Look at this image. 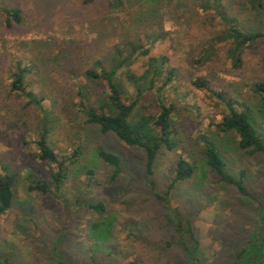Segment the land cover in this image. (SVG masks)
<instances>
[{"label": "rangeland", "instance_id": "obj_1", "mask_svg": "<svg viewBox=\"0 0 264 264\" xmlns=\"http://www.w3.org/2000/svg\"><path fill=\"white\" fill-rule=\"evenodd\" d=\"M220 2L246 29H263L259 17L239 12L236 0ZM215 3L124 0L123 6L112 9L107 0L88 4L81 0H0V4L18 7L22 15L20 24L7 28L0 14V162L16 173L11 207L0 217V257L9 258L10 264H56L55 253L69 264H187V256L175 244L170 216L156 194L170 183L178 156H189L197 134L211 129L210 123L226 112L223 102L197 88L192 80L204 76L219 90L247 102L264 140L260 96L251 88L255 80H264V44L246 48L236 69L229 64L228 44L210 62L192 63L206 39L224 28L214 13ZM161 31L164 38L151 45L145 42L148 53L136 56L129 66L140 74L150 57L164 56L163 78L168 68L175 74L161 93L175 106L177 145L158 152L149 176L143 149L84 122L72 99L77 82L85 81L94 61L108 62L125 41ZM37 43L46 46L38 50ZM13 58L34 63L35 73L27 80L34 92L46 96L44 107L56 118L49 134L55 151L67 153L78 143L84 145L80 158L69 166L61 201L27 189V169L47 178L52 166L35 156L38 110L26 105L23 97L8 93L7 70ZM142 101L154 112L156 92H148ZM215 139L227 166L234 172L246 171L245 183L254 199L218 181L200 159L192 178L174 186L171 202L182 217L192 221L200 240V264H233L235 251L249 246L260 232L264 235L257 209L259 204L264 210V156L239 149L233 132ZM97 145L121 157L116 176L96 156ZM96 201L105 206L101 214L82 205ZM63 205L69 208L70 217ZM97 221L107 227L104 236L92 230L91 224ZM257 257L264 264V250H257Z\"/></svg>", "mask_w": 264, "mask_h": 264}, {"label": "trees", "instance_id": "obj_2", "mask_svg": "<svg viewBox=\"0 0 264 264\" xmlns=\"http://www.w3.org/2000/svg\"><path fill=\"white\" fill-rule=\"evenodd\" d=\"M83 4L95 0H81ZM240 13L249 12L259 17L264 24L263 0H236ZM110 8H120L124 0H107ZM214 13L223 25V29L214 36L206 39L198 54L192 59L196 66L210 62L219 48L228 44L227 57L232 68H239L242 64V54L246 48H252L256 43L264 44V26L261 30H248L242 26L238 17L231 15L220 2L213 5ZM0 14L3 25L7 28L22 21L21 10L18 7L0 4ZM164 32H153L142 37L140 34L124 42L112 53L108 62L96 60L93 68L86 70L85 81H78L72 103L80 111L84 122L95 124L101 133L112 132L121 142L129 146L143 149L145 155V170L149 176L153 175V167L158 152L164 148L172 150L177 145V129L174 119L175 106L167 103L161 90L174 78L173 68H168V76L163 78L164 56L150 57L145 70L137 74L130 69L136 56L145 55L149 45L164 38ZM99 38L103 35L99 34ZM38 50L45 44L37 43ZM264 63V57H263ZM35 73L33 62L13 58L8 67V93L23 97L28 106L38 110L37 121L34 126L36 133L34 144L35 156L40 161L48 162L52 168L47 178L41 177L35 171L27 169L25 180L28 191L41 194H51L57 201H61V188L68 177L69 166L75 163L83 153V143L76 144L70 152L57 153L49 142V134L56 118L50 109L44 107L46 96L36 93L30 88L27 76ZM125 83H128L126 85ZM160 83V84H158ZM192 83L199 89L205 90L212 97L223 102L225 114L220 120L210 123L211 129L201 131L193 139L191 154L179 155L174 167L170 183L163 193L156 194L167 210L173 231L175 244L187 256V264H200V240L196 235L192 221L182 217L171 202V192L174 186L192 178L197 161L212 171L218 181L233 186L236 191L246 198H253L245 183L246 171L239 169L232 171L226 164L216 137H222L228 132L237 136L239 149L251 152H260L264 156V140L257 131L251 117V108L247 102L219 90L204 76H197ZM127 86L132 88V91ZM252 90L260 96V111L264 115V80H255ZM156 92L157 106L155 111L149 110L143 103V97L150 91ZM215 138H214V137ZM3 130L0 127V139ZM95 154L100 160L113 168L116 176L121 170V157L106 149L103 145L95 147ZM16 180L15 171L6 163L0 162V217L4 215L12 204L13 184ZM85 207L97 214L105 210L102 202H86ZM258 218L264 225V210L259 208ZM66 217H70L69 208L63 205ZM96 235L104 236L107 233L104 221L91 224ZM108 226V225H107ZM105 227V228H104ZM260 232L251 239L249 246L235 251L232 256L233 264H259L260 259L255 256L257 250H264V235ZM262 255V253H261ZM56 264H69L58 258L55 253ZM0 264H10L9 258L0 257Z\"/></svg>", "mask_w": 264, "mask_h": 264}]
</instances>
